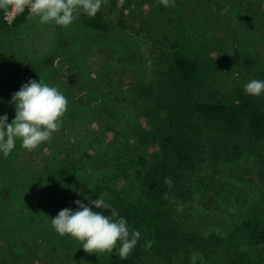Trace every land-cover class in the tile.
I'll return each mask as SVG.
<instances>
[{
  "label": "rangeland",
  "instance_id": "1",
  "mask_svg": "<svg viewBox=\"0 0 264 264\" xmlns=\"http://www.w3.org/2000/svg\"><path fill=\"white\" fill-rule=\"evenodd\" d=\"M99 13L106 31L84 26L81 12L67 28L27 15L16 29L0 32V116L8 123L15 118L12 96L24 79H42L68 100L50 142L29 152L17 140L7 158L0 153V264H101L102 254L86 253L51 225L60 210L76 211L75 201L83 203L61 168L76 176L100 166L86 175L95 180L121 164L129 173L115 188L135 198V176L154 162L158 127L177 94L173 53L197 61L200 97L227 100L235 88L264 80V0H175L172 7L107 0ZM15 15L10 11L7 21ZM255 98L264 105V93ZM109 118L114 126L106 132L102 121ZM219 142L237 150L230 160L200 156L206 172L194 174L199 180L189 224H205L201 217L209 210L264 212V141L258 149L251 141Z\"/></svg>",
  "mask_w": 264,
  "mask_h": 264
},
{
  "label": "trees",
  "instance_id": "2",
  "mask_svg": "<svg viewBox=\"0 0 264 264\" xmlns=\"http://www.w3.org/2000/svg\"><path fill=\"white\" fill-rule=\"evenodd\" d=\"M9 12L0 11V32L16 29L28 15L27 10L16 14L9 23L6 20ZM80 20L91 29H108L99 12L94 17L82 14ZM171 60L178 79L177 94L158 127V153L154 162L135 176L138 189L133 200L115 188L120 176L129 173L121 164L106 169L95 180L86 175L100 166L82 168V173L76 176L61 168L62 175L69 177L68 184L83 196V203L93 211L110 216V209H97L85 199L97 200L103 196L127 220L130 231L141 233L127 259L120 258L117 245L111 253L102 254L101 264H264V212L209 210L201 217L205 224H189L192 213L189 207L199 180L194 174L206 172L200 156L210 153L215 160H230L229 155L237 147L226 148L225 139L251 141V146L258 149L255 144L264 141V105L241 87L235 88L227 100L200 97L194 86L199 69L197 61L182 52L173 53ZM23 82L26 84L27 80ZM112 122V118L102 121L106 132L113 128ZM215 138L224 145L218 141V152L214 154ZM136 165L141 167L142 163ZM83 178L80 184L77 180ZM165 178L172 179V187L165 183ZM165 193L168 199L164 198ZM204 197L211 200V192L206 191ZM178 207L182 210L178 211ZM147 241L154 242L150 250L144 247Z\"/></svg>",
  "mask_w": 264,
  "mask_h": 264
},
{
  "label": "clouds",
  "instance_id": "3",
  "mask_svg": "<svg viewBox=\"0 0 264 264\" xmlns=\"http://www.w3.org/2000/svg\"><path fill=\"white\" fill-rule=\"evenodd\" d=\"M107 0H0V11L15 12L17 15L27 10L29 18L38 19L41 24L54 23L67 28L81 12L94 17L106 4ZM164 7L174 6L175 0H158ZM218 58V57H217ZM244 91L246 94L259 97L264 93V80L253 79L248 82ZM15 107V118L8 123V116H0V153L7 158L20 140V147L29 152L36 150L42 143L50 142L53 134L62 126V120L67 112L68 100L55 86H50L42 79L39 82L30 80L23 84L12 96ZM165 183L172 187L171 178H165ZM168 199V194H164ZM97 209H110L107 216L93 211L77 200L79 210L65 208L51 219L53 229L60 236H70L81 243L83 250L89 254L111 253L118 248L121 259H127L137 246L141 233L129 230L127 220L106 203L100 196L97 200L85 197ZM178 211L182 210L178 207ZM153 241L144 245L150 250Z\"/></svg>",
  "mask_w": 264,
  "mask_h": 264
},
{
  "label": "water",
  "instance_id": "4",
  "mask_svg": "<svg viewBox=\"0 0 264 264\" xmlns=\"http://www.w3.org/2000/svg\"><path fill=\"white\" fill-rule=\"evenodd\" d=\"M67 80L69 81L70 80V77H68Z\"/></svg>",
  "mask_w": 264,
  "mask_h": 264
},
{
  "label": "built area",
  "instance_id": "5",
  "mask_svg": "<svg viewBox=\"0 0 264 264\" xmlns=\"http://www.w3.org/2000/svg\"><path fill=\"white\" fill-rule=\"evenodd\" d=\"M6 20H7V16H6Z\"/></svg>",
  "mask_w": 264,
  "mask_h": 264
},
{
  "label": "flooded vegetation",
  "instance_id": "6",
  "mask_svg": "<svg viewBox=\"0 0 264 264\" xmlns=\"http://www.w3.org/2000/svg\"><path fill=\"white\" fill-rule=\"evenodd\" d=\"M69 81H71V79Z\"/></svg>",
  "mask_w": 264,
  "mask_h": 264
}]
</instances>
